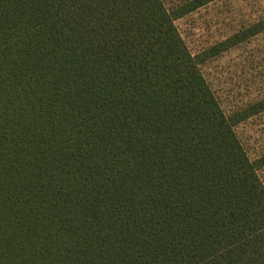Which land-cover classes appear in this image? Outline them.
I'll return each instance as SVG.
<instances>
[{"label": "trees", "instance_id": "obj_1", "mask_svg": "<svg viewBox=\"0 0 264 264\" xmlns=\"http://www.w3.org/2000/svg\"><path fill=\"white\" fill-rule=\"evenodd\" d=\"M217 1L0 0V264H264V73L226 115L201 70L264 10L197 55L175 26Z\"/></svg>", "mask_w": 264, "mask_h": 264}, {"label": "rangeland", "instance_id": "obj_2", "mask_svg": "<svg viewBox=\"0 0 264 264\" xmlns=\"http://www.w3.org/2000/svg\"><path fill=\"white\" fill-rule=\"evenodd\" d=\"M169 2V0H167ZM264 0H220L175 22V26L192 55H197L214 43L236 31L241 25L253 22L261 13ZM202 73L222 111L229 115L247 100L246 89L254 90L264 73V34L252 39L221 57L206 62ZM264 88V74L261 77ZM257 87H261L260 84ZM264 116L237 128L251 157L264 151ZM264 182V170L261 172Z\"/></svg>", "mask_w": 264, "mask_h": 264}]
</instances>
